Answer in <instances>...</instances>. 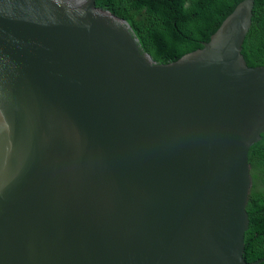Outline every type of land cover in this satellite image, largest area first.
<instances>
[{
	"label": "water",
	"instance_id": "1",
	"mask_svg": "<svg viewBox=\"0 0 264 264\" xmlns=\"http://www.w3.org/2000/svg\"><path fill=\"white\" fill-rule=\"evenodd\" d=\"M254 1L160 64L95 0H0V264L264 262L243 258Z\"/></svg>",
	"mask_w": 264,
	"mask_h": 264
},
{
	"label": "trees",
	"instance_id": "2",
	"mask_svg": "<svg viewBox=\"0 0 264 264\" xmlns=\"http://www.w3.org/2000/svg\"><path fill=\"white\" fill-rule=\"evenodd\" d=\"M241 1L95 0V4L129 24L142 52L156 63L168 64L202 48ZM241 53L247 66H264V0L254 1ZM257 157L264 162V133L249 148L251 167ZM246 212L249 224L243 258L249 263L264 258V193L256 188L253 177Z\"/></svg>",
	"mask_w": 264,
	"mask_h": 264
},
{
	"label": "flooded vegetation",
	"instance_id": "3",
	"mask_svg": "<svg viewBox=\"0 0 264 264\" xmlns=\"http://www.w3.org/2000/svg\"><path fill=\"white\" fill-rule=\"evenodd\" d=\"M250 175L255 180L256 188L264 193V162L260 157L256 158L255 166H250Z\"/></svg>",
	"mask_w": 264,
	"mask_h": 264
},
{
	"label": "bare ground",
	"instance_id": "4",
	"mask_svg": "<svg viewBox=\"0 0 264 264\" xmlns=\"http://www.w3.org/2000/svg\"><path fill=\"white\" fill-rule=\"evenodd\" d=\"M263 134V133H262Z\"/></svg>",
	"mask_w": 264,
	"mask_h": 264
}]
</instances>
